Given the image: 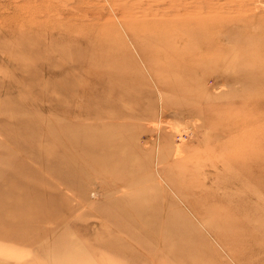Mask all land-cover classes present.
<instances>
[{
  "label": "rangeland",
  "instance_id": "374dc122",
  "mask_svg": "<svg viewBox=\"0 0 264 264\" xmlns=\"http://www.w3.org/2000/svg\"><path fill=\"white\" fill-rule=\"evenodd\" d=\"M263 18L264 0H0V103L9 99L7 108L10 112L9 119L0 112V154L5 151L0 156V169H6L5 164L8 165L7 168H13L7 172L0 171V213L5 210L9 214L13 213L14 206H21L25 198L33 203L35 197L28 196L32 189L39 195L45 194L49 197L61 219L69 226L63 228L49 224L43 231L35 232L36 236L45 234L37 240L25 238L16 241V238L10 237L7 243L4 238H0V264H65L69 260L68 253L71 248L73 251L76 248L78 251H83L84 248L87 250L85 257L88 259L80 261L82 264H87L86 261L89 264H161L150 259L121 234L118 236L126 240L139 256L136 261H128L126 256L117 255L94 241L101 234V225L105 224L95 208L109 201L140 193L142 195V189L148 190L150 187L158 193L157 201L168 200L170 210H174L184 225L188 226V222L193 225L199 242L209 247L203 250L207 264H264V246H261L264 245V236H256L250 240L244 233H239L237 244L232 243L233 253L228 254L221 239L215 238L200 223L195 213L190 211L165 181L167 173L177 175L183 180L180 189L186 188L185 191L190 192V197L199 202L197 209L216 210L224 205L220 201L222 191L218 188L219 178L224 173L223 165H226L223 161L239 153H249L259 144L264 150V92L248 98L249 92L244 90V84L239 80H231L228 72L224 71L225 67L220 68V65H225L224 61L220 62L221 58H217L219 47L229 49L236 46L233 39L239 33L261 35L264 30ZM70 25L73 26L72 32L67 27ZM196 25H200V32L208 26L203 34H211L212 41L194 36L198 30ZM128 28L149 35L160 28L183 33L169 41L164 39L155 42L153 46L158 48L154 50L155 55L159 54L153 57L150 65L151 56L141 52ZM101 32L108 34L105 40L110 41L119 51L125 76L120 80L103 76V83L116 80L124 89L100 87L99 95L104 94L105 98L110 99L108 93L126 95V89H129V99L135 104L125 102L126 98L119 97L124 101L121 105L124 115L118 119L82 118L74 121L71 128L56 129L55 118L61 115L59 110L64 106L60 104L64 103L58 102V94L46 85L45 90L38 86L48 79L57 81L70 72L53 70L52 67L51 70H46L45 66L42 70L43 63H38L35 66L38 69L36 73L29 68L33 72L30 73L34 74L32 77L27 74L26 62H22V59L26 61L32 53H37L38 56L46 54L40 43H57L59 38L69 33L80 42H86L90 48H96L97 41L104 39ZM28 39H33L35 43L30 45ZM194 47L197 53L191 55L189 48ZM208 48L212 51L206 50ZM196 59L201 61L197 66L191 63ZM158 69L163 72L161 73L165 80L167 76H191V80L188 79L191 90L183 92L177 86L162 89L163 82L155 73ZM84 74L78 73L76 77L85 81L90 79V76ZM24 78L36 83L34 85L39 93H43L42 96H38L34 90L28 94L23 84ZM99 95L96 96L97 102L101 100ZM56 96L58 97L55 98ZM243 96L247 99L243 100ZM50 99L54 100L53 103ZM166 99L168 104H165ZM245 104L248 110L251 108V112L248 117H239V111ZM213 105L217 107L211 114L208 108ZM252 106L256 109L261 107L263 116L259 117L254 113L256 110ZM189 109L199 112H188ZM45 117L52 124L50 139L69 137L73 135L70 132L75 128L74 136L81 141L84 149H94L92 145L87 147L83 144L88 138L114 144L118 139L119 143L112 149L114 158L100 150H96L91 157L75 149L68 151V147L63 146V159H60L67 163L71 157L67 173H74L72 178L75 181V187L67 188L43 171L42 166L21 153L27 125L30 126L36 118ZM29 144L30 142L26 146ZM9 155L17 156L12 157L17 162L11 160ZM109 156L111 161L118 162L111 170L105 171L97 163L100 160L109 163ZM21 170L24 175L20 174ZM108 172L113 174L104 175L109 174ZM117 174L120 178L113 181L112 175ZM220 180L223 182V178ZM237 189L232 184L227 188L231 193ZM16 190L20 194H13L11 205L7 204L4 196ZM234 197L240 198L238 195ZM23 205L26 208V202ZM216 216L224 226L231 223L229 221L232 216ZM235 219L240 222L238 217ZM2 226L5 230L8 228L4 223ZM59 238H63L61 243H57ZM22 240L24 243L21 244ZM63 250L66 251L62 254Z\"/></svg>",
  "mask_w": 264,
  "mask_h": 264
},
{
  "label": "bare ground",
  "instance_id": "6f19581e",
  "mask_svg": "<svg viewBox=\"0 0 264 264\" xmlns=\"http://www.w3.org/2000/svg\"><path fill=\"white\" fill-rule=\"evenodd\" d=\"M257 18L259 17L257 16ZM200 25H196L198 27V30H196L197 32L194 33V31H192V33H194V36L205 37L206 39H208V41H212L210 40L212 39L211 34H203V32H206L205 30L208 28V26H205L204 28L206 29H204L203 32H200ZM67 27L69 32L73 31L72 25ZM128 31L134 37L135 42L141 52L151 56V58L149 59L150 65H152L153 57L159 54L157 53L155 55L154 50H158V48H155L153 46L155 42H161L164 39H168L169 41L170 38H176L177 36H180L181 33H183L181 31V33L179 32V34L177 31L170 29H168V31H164L162 28H160L158 31H155L154 33H151L152 35L140 33L139 30L132 28H128ZM69 34H64L65 36L59 38L60 41L57 43L54 41L40 43L39 45L42 47V49L46 50V54L38 56L37 53H32L28 55L26 61H23L22 59V62H26L25 68L26 71H28L27 74L30 76L34 75L30 73L32 72L31 69H33L35 73L37 72L38 69L35 66L38 63H43L41 67L42 70H44L45 66L46 70H51L50 67H52L53 70L57 69L59 71L62 70L63 72H70L66 73L64 77L58 78L57 81L51 80V82L49 79L45 81L41 80L42 84L38 86L39 88L44 89V86L46 85L48 89L58 94V102L64 103V105L60 104V106L64 107H61V109L59 110L61 115L56 116L58 120L57 118H55L56 125L58 127H56V129H64L65 127L71 128L74 121L76 122L77 120L82 118L95 120L118 119L122 114L124 115V113L121 112V105L124 101H121L119 97L126 98L127 101L125 102L134 103L129 99V95L131 94L129 89H126V95H124L123 93L117 95L115 92L108 93L111 98L107 99L105 98L104 94L99 95V88L105 87L106 89H108L110 87L113 89V87H118L121 90L124 89L123 85L116 81L125 76L123 74L122 64L120 63L121 56L119 55V51L114 45L111 44L110 41L105 40V38L108 36L107 33L101 32V36L104 39H100L99 41H97L96 48L93 46L90 48V46L86 42H80L78 38H75L73 35ZM239 34L240 35H237L236 37H234L235 39H233L236 43V46L230 47L229 49L225 47H219L217 51L223 54L220 55L217 52H215V54L217 53L219 55V57L217 58H221L220 62L221 60L224 61L225 65H220V68L225 67L224 71L228 72L231 77L230 79L239 80L244 84V90L246 92H249L248 98L250 96L256 97V95L259 96L264 92V30L262 31L261 35L257 34L251 36L244 35L242 33ZM28 40L29 44L31 45L33 39L32 41L31 39ZM78 41L79 43H77ZM64 43H66V46H64ZM23 44L24 41L22 42V45ZM206 50L212 51L211 48H208ZM189 53H191V55L196 54V47L189 48ZM192 57H189V59H191ZM191 63H194L195 66H197L201 63V61L199 59H196L192 60ZM86 66L88 67L85 70ZM29 68H31V71L29 70ZM83 72L87 76H90V79L85 81L76 77V74H82ZM161 72L162 71L158 69V72L155 73L163 82L162 89L171 87L173 88L177 86L180 87L181 91L183 92H188L191 90L188 86V79L191 80V76H167L165 80L162 77L163 72ZM106 75L111 76L116 80H107L105 83H103L102 77L105 76L106 78ZM23 80V84L26 87V91L28 92V94L34 90V93L36 92L38 96H42L43 93H39L37 86L35 87L36 83L29 81V78H24ZM254 94L256 95L254 96ZM97 95H99V97L101 98V100H99L98 102L96 99ZM58 96H56L55 98H57ZM246 96H243V100L247 99H245ZM51 101L53 103L54 100ZM14 102H16L15 99ZM8 103L9 99H5L4 101H2V103H0V112L7 116L9 119L10 112L9 108H7V105H9ZM24 104H26L25 101ZM165 104H168L167 99L165 100ZM216 107L217 105L209 107L208 112H210L211 114L214 113L213 110ZM244 107H246V109H244ZM252 108L256 110L254 111V113H257L259 117L263 116L261 114V107L256 109L252 106ZM250 109L248 110L247 104H245L239 111V117H248V114L251 112ZM188 112L196 113L199 111L189 109ZM71 116H73L75 119ZM39 118H36L37 120L35 122L32 120V124L30 126L27 125V134L21 143L22 156L28 157L33 162L39 164V166H42L43 171L45 170L50 176H52L67 188L72 189V187H75V181L74 178H72L74 177V173H67L69 169L68 163H70L71 157L69 158L67 163H64L61 160L63 159L61 157L63 146L68 147V151H70L71 149H75L81 153H84L86 156L89 155L91 157L96 150H100L109 153L110 156L114 158L115 154L113 153L112 149L116 148L115 146L119 143L118 139L114 144L109 143L108 141H105V143H101L102 140L100 141L97 139L88 138L83 141V144H85L87 147L88 145H92L94 149H84L81 145V141L76 139L74 136L76 134V128L74 129L75 132L73 130L70 132L73 135L69 137L50 139V132L52 130V128H50V126H52L51 122L46 117L43 119ZM68 119L70 121H68ZM92 140H94L95 142ZM231 140L233 139L231 138ZM19 142H21V139ZM29 142L30 144L26 146V144ZM19 144L20 143H18V145ZM2 154H0V156H2ZM110 156L108 158L111 161L112 159L110 158ZM120 156H123V154H121ZM9 157H11L12 160V157L15 156L9 155ZM128 160L129 159H127V161ZM13 161L17 162V159H13ZM110 161L109 163H104V161L100 160L97 165L105 171H108L111 170L115 165H117L118 162L116 160H113L111 162ZM223 162H225L224 164H226L223 165L224 173L220 177L223 178V182L219 178L218 188L222 191V197L220 201L223 202L224 205L223 207L216 210L197 209V203L199 202L190 197V192L185 191L186 188H183L182 190L180 189V187L183 185V180L177 175L167 173L165 175V181L172 189V191L190 209V211L195 213V216L198 218L200 223L207 227L215 238L218 237L219 239H221L222 243L225 244L224 248L226 252L230 254L233 253L232 243L237 244L238 242L240 235L239 233H244L250 238V240L254 239L256 236H264V150L259 144V146H254V148L249 153H239L238 155H234ZM3 165L4 164H1L2 167ZM4 166L8 170H3H5L6 172L10 171L9 169H11V167L7 168L8 165L6 166V164ZM1 170L2 169H0V171ZM126 172H123V174H125ZM22 173L20 174L24 175V173ZM4 174L1 173V175ZM111 174L113 173H105L104 175L111 176ZM81 175H83V173H81ZM12 177L14 178V175ZM117 178H120L118 174L116 176L112 175L113 181L118 180ZM231 184L238 187V189L233 193H231L230 190H227L228 186H230ZM142 191V195L139 192L140 194H135L133 197H127L125 199L123 198L117 201H109L108 203L95 208V212L103 217L105 224L101 225V234L99 235V237L97 236L94 241L98 242L105 249L112 251L117 255L126 256L128 261H136L139 256L127 243L126 240L121 239V237L118 236L119 234L123 235L125 239L131 241L134 246L145 252V254L150 259H153L156 262H160L161 264H198L199 262L200 264H207L206 257L203 255V250L209 247L199 242L197 232L194 231L193 225L189 222L188 226L184 225L177 217L174 210H170L168 200L163 198V201L166 202H163L161 200L157 201V192H154L151 187L148 190L142 189ZM30 192L31 194L28 196L35 197L33 203L28 202L26 200L27 198H25L21 206L17 205L19 208L14 206L13 213L9 214L7 210H5L3 213H0V238H4L6 240H3L4 242H7V239L10 237L16 238V241H20V239L25 238L36 240L38 238H42L45 234H40L38 235L39 237L34 234L37 231H43L49 224L59 227L63 226V228L65 226H68V224L65 223V221H63L57 213L56 208L53 206L49 197L45 196V194L39 195L38 192L32 189ZM164 192L166 193V190ZM13 194L19 195L20 192L16 190L9 192L7 196H4L5 202L7 204H10L12 200L11 196ZM236 195H238L240 198L238 199L234 197ZM167 198L169 199L170 197ZM0 201H2L1 198ZM25 202L26 208L23 205ZM197 210H199L200 213ZM215 213L222 216L225 215L226 217L232 216L231 220L229 221L231 223L224 226L222 222L219 221L220 218H218ZM236 217H238L240 222H237V220L235 219ZM3 223L8 226L6 230L2 226ZM250 230H252V232ZM32 235H34L33 238L31 237ZM23 241L24 240H22V242L20 243H24ZM61 241H63V238H59V241H57V243H61ZM261 246L264 245L261 244ZM66 250L61 251L62 254L65 253L64 251ZM78 250V248L74 249V251L73 248L70 249V253H68L69 260L65 262V264H82L80 263V261H82L84 258L85 260L88 259L85 257V255H87V250L85 248L83 251ZM206 251L209 252V250ZM235 256L238 257L237 255ZM86 263L89 264L87 261Z\"/></svg>",
  "mask_w": 264,
  "mask_h": 264
}]
</instances>
